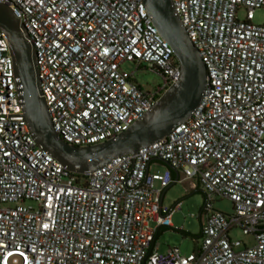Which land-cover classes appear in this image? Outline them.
I'll return each instance as SVG.
<instances>
[{"label": "built area", "instance_id": "built-area-1", "mask_svg": "<svg viewBox=\"0 0 264 264\" xmlns=\"http://www.w3.org/2000/svg\"><path fill=\"white\" fill-rule=\"evenodd\" d=\"M172 4L206 68L199 106L164 139L85 175L68 172L36 142L0 33V264H264V24L254 22L264 0ZM0 5L25 30L53 129L71 146L129 130L181 76L143 0ZM125 62L163 83L143 90L122 71ZM159 165L167 169L152 172ZM173 171L206 198L187 256L162 252L155 240L180 211L161 199L176 183ZM216 199L229 201L233 213L215 211ZM237 228L254 239L252 247L232 240Z\"/></svg>", "mask_w": 264, "mask_h": 264}, {"label": "water", "instance_id": "water-1", "mask_svg": "<svg viewBox=\"0 0 264 264\" xmlns=\"http://www.w3.org/2000/svg\"><path fill=\"white\" fill-rule=\"evenodd\" d=\"M154 27L173 49L181 76L159 103L133 126L102 144L85 148L69 145L54 131L40 90L34 50L20 21L9 7L0 5V33L10 44L16 76L20 79L25 118L38 145L68 172L85 175L101 169L114 158L137 154L188 121L199 106L206 88L207 72L186 34L172 0H143Z\"/></svg>", "mask_w": 264, "mask_h": 264}, {"label": "rangeland", "instance_id": "rangeland-1", "mask_svg": "<svg viewBox=\"0 0 264 264\" xmlns=\"http://www.w3.org/2000/svg\"><path fill=\"white\" fill-rule=\"evenodd\" d=\"M242 16V15H241ZM254 22L257 25L264 24V10L259 9L255 12ZM125 74L133 75L134 82L143 90L154 92L156 88L163 83L162 78L150 71L138 70L137 66L131 62H125L121 66ZM167 166L159 165L152 168V172H164ZM193 181H179L170 187L163 198V206L171 209L175 205H180L178 211L172 218L176 225L175 229H184L185 232L195 236V239L200 237L202 225L204 224V215L206 208V198L201 190L193 188ZM160 188L159 183L155 185V189ZM213 209L228 215L233 213L232 204L227 200L216 199L213 203ZM155 227V224H152ZM232 240L241 241L246 247L254 245V239L250 236L243 235L241 229L237 228L230 233ZM160 251L164 252L169 248H177L183 256H187L195 251L196 244L191 238H184L178 231L167 230L158 239ZM243 247L239 248L242 250Z\"/></svg>", "mask_w": 264, "mask_h": 264}, {"label": "crops", "instance_id": "crops-1", "mask_svg": "<svg viewBox=\"0 0 264 264\" xmlns=\"http://www.w3.org/2000/svg\"><path fill=\"white\" fill-rule=\"evenodd\" d=\"M166 166V165H165ZM167 169V168H166ZM173 176H174V178L175 179H179V177H178V173L177 172H175V171H173ZM179 181H181V180H179ZM178 181V182H179ZM192 186H193V188H194V183L192 184ZM157 192L158 191H160V188H158V189H155ZM197 190V189H196ZM165 193H166V191H165ZM165 193L163 194V196H162V203H163V198H164V195H165ZM172 225H173V228H160L158 231H160V233H162V232H164V231H167V230H183V231H185L184 229H175V227H176V225H175V223H174V218H172ZM157 243H158V241H157ZM158 246H159V244H158ZM159 250H160V246H159Z\"/></svg>", "mask_w": 264, "mask_h": 264}, {"label": "trees", "instance_id": "trees-1", "mask_svg": "<svg viewBox=\"0 0 264 264\" xmlns=\"http://www.w3.org/2000/svg\"><path fill=\"white\" fill-rule=\"evenodd\" d=\"M174 179H175V178H174ZM179 180H180V179H175L176 182H178ZM174 184H175V183H174ZM174 184H173V185H174ZM173 185H171L170 187H172ZM170 187H169V188H170ZM169 188H168V189H169ZM168 189H167V190H168ZM167 190H166V191H167ZM176 231H178L179 234H181L184 238H191V239H193V240H195V238H196L195 236H193V235H191L190 233L185 232V231H183V230H176ZM161 234H163V232H162V233H160V231L157 232L156 237H155V240H156V241H158V239H159V237L161 236Z\"/></svg>", "mask_w": 264, "mask_h": 264}]
</instances>
